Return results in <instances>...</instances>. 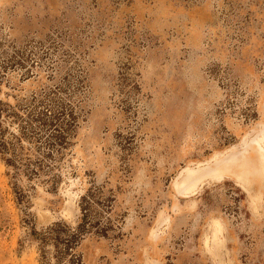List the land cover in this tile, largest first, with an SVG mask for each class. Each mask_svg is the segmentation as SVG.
Instances as JSON below:
<instances>
[{
    "label": "rangeland",
    "instance_id": "374dc122",
    "mask_svg": "<svg viewBox=\"0 0 264 264\" xmlns=\"http://www.w3.org/2000/svg\"><path fill=\"white\" fill-rule=\"evenodd\" d=\"M43 94L75 129L0 160V264H72L36 234L89 193L73 264H264V0H0V100Z\"/></svg>",
    "mask_w": 264,
    "mask_h": 264
},
{
    "label": "trees",
    "instance_id": "16d2710c",
    "mask_svg": "<svg viewBox=\"0 0 264 264\" xmlns=\"http://www.w3.org/2000/svg\"><path fill=\"white\" fill-rule=\"evenodd\" d=\"M58 108L60 107L48 94L17 105L0 100V160L8 168L9 174L10 171L19 173L24 168L25 173L31 177L42 175L47 172L48 163L54 160L56 153L68 144L77 117L72 112ZM31 149L35 151L36 157L32 154L33 151L30 152ZM25 150L28 152L26 155ZM92 197L91 193L83 197L85 205L81 208V222L75 231L57 223L43 234H36L41 245L51 242L58 255L69 257L68 262L72 264L80 263L75 250L84 237L89 233L105 237L111 230L107 224L92 218Z\"/></svg>",
    "mask_w": 264,
    "mask_h": 264
}]
</instances>
